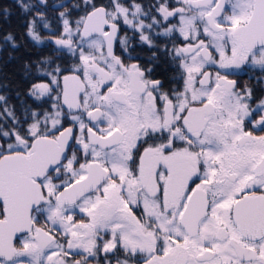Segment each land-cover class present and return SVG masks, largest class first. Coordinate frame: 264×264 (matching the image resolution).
Instances as JSON below:
<instances>
[{
	"label": "snow or ice",
	"instance_id": "snow-or-ice-1",
	"mask_svg": "<svg viewBox=\"0 0 264 264\" xmlns=\"http://www.w3.org/2000/svg\"><path fill=\"white\" fill-rule=\"evenodd\" d=\"M15 3L54 55L0 95V264H264V0Z\"/></svg>",
	"mask_w": 264,
	"mask_h": 264
},
{
	"label": "trees",
	"instance_id": "trees-1",
	"mask_svg": "<svg viewBox=\"0 0 264 264\" xmlns=\"http://www.w3.org/2000/svg\"><path fill=\"white\" fill-rule=\"evenodd\" d=\"M30 2H35V0H30ZM72 2L73 0H48L49 6L55 9L56 12L63 10L59 8L60 4H71ZM0 8H7L11 11V15L6 20L0 18V81L5 84L8 90H10L11 87L15 88L19 86L20 83L25 84V88H27L35 77L29 78L25 76L24 63L35 62L45 56L53 55V53H50L49 47L51 46L48 45L47 42L45 44L35 45L24 35V21L28 17L21 14L15 0H0ZM47 18L51 24V30L57 31L60 25L55 22V15H49ZM40 31L43 36L49 35V30L42 29V26L40 27ZM9 32L18 37L16 41L19 47L16 49H12L2 42V37ZM4 50L7 54H4ZM65 60L70 62V58L67 56H65ZM7 67L8 71H6ZM32 68L34 72V64H32Z\"/></svg>",
	"mask_w": 264,
	"mask_h": 264
},
{
	"label": "flooded vegetation",
	"instance_id": "flooded-vegetation-1",
	"mask_svg": "<svg viewBox=\"0 0 264 264\" xmlns=\"http://www.w3.org/2000/svg\"><path fill=\"white\" fill-rule=\"evenodd\" d=\"M144 2L150 3L151 0H144ZM42 10L45 11L46 16H49V15H51V13H53V8L50 6H48L47 8H42ZM56 13L58 14V12L55 11V22L58 23V21H57L58 15ZM58 25H59V23H58ZM57 34H58V32H57ZM164 39L165 38H159L157 40V43H163ZM137 40H138V37H137ZM47 44L51 46V47H49L50 53H53L54 45H52L50 42H47ZM170 46L171 45H169V47ZM133 48H134L133 56L138 57L139 62L141 64H144L145 66H147L148 57H149L152 50L148 49V47L146 45H141L139 43H134ZM53 55H54V53H53ZM167 66H168L167 61L162 59L160 65L157 66V69H156L157 74L164 73V70H165V68H167ZM6 71H8V67L6 68ZM252 75H253L252 73H248L247 75H241L239 77V81H240L241 85H243L245 83H249L254 89L255 100H259L260 97L264 96V88L257 86L255 79L249 78ZM29 87H30V85L27 86V88H25V84L20 83V85L15 87V88L11 87L9 90L10 92L8 91V89L6 90V91H8V93L6 94L5 97L8 101V104L9 105H17L16 110H17L18 115L22 112L23 107L25 105V102H26V104L32 105L33 107H35L37 105V102L32 97L27 95ZM9 99H10V101H9Z\"/></svg>",
	"mask_w": 264,
	"mask_h": 264
},
{
	"label": "rangeland",
	"instance_id": "rangeland-1",
	"mask_svg": "<svg viewBox=\"0 0 264 264\" xmlns=\"http://www.w3.org/2000/svg\"><path fill=\"white\" fill-rule=\"evenodd\" d=\"M62 9V8H61ZM55 9H53V13H51V15L52 16H54L55 15ZM34 14V13H33ZM43 29V28H42ZM15 38H17L18 39V37L17 36H15ZM4 52V54L6 53L5 52V50L3 51ZM7 54V53H6ZM7 57H8V55H7ZM0 78H1V76H0ZM7 90V87L5 86V84L4 83H2L1 81H0V95H4V96H6V94L8 93V91H6ZM10 92V91H9ZM11 99V98H10ZM10 99H9V101H10ZM12 106H14L15 107V109L17 108V105H12Z\"/></svg>",
	"mask_w": 264,
	"mask_h": 264
}]
</instances>
